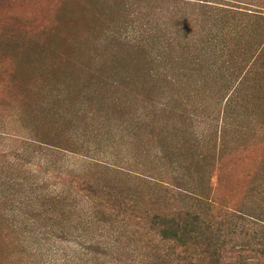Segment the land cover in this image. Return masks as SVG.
I'll use <instances>...</instances> for the list:
<instances>
[{
  "label": "rangeland",
  "instance_id": "obj_1",
  "mask_svg": "<svg viewBox=\"0 0 264 264\" xmlns=\"http://www.w3.org/2000/svg\"><path fill=\"white\" fill-rule=\"evenodd\" d=\"M262 49L264 0H0V264H164L158 236L89 213L90 184L201 216L221 189L219 239L253 243Z\"/></svg>",
  "mask_w": 264,
  "mask_h": 264
},
{
  "label": "trees",
  "instance_id": "obj_2",
  "mask_svg": "<svg viewBox=\"0 0 264 264\" xmlns=\"http://www.w3.org/2000/svg\"><path fill=\"white\" fill-rule=\"evenodd\" d=\"M256 51H259V48ZM263 53V49L257 53L259 60ZM215 189L211 187L205 197L201 198L200 205L207 210L204 216L184 207L151 214L140 211L138 206L118 197L107 187L90 184L83 190L87 193L86 201H91L90 214L97 209H104L115 220L136 224L150 234L158 236L162 243L168 246L167 254L162 257L164 264H264V229L260 236L255 235L253 243L228 246L225 240L219 239L226 235L224 231H227L228 224L223 222L221 226L215 225L213 219L224 210L231 211L233 202L221 189ZM205 223L206 225H203ZM260 224L264 226V220H261ZM100 233L99 241L90 240L83 246L87 254L96 248L93 247L95 245L105 249L114 243L112 240L115 234L113 235L108 226L101 227ZM112 251L114 252V249Z\"/></svg>",
  "mask_w": 264,
  "mask_h": 264
}]
</instances>
